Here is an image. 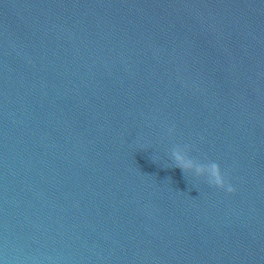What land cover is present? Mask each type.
<instances>
[{
    "label": "clouds",
    "instance_id": "9594fccd",
    "mask_svg": "<svg viewBox=\"0 0 264 264\" xmlns=\"http://www.w3.org/2000/svg\"><path fill=\"white\" fill-rule=\"evenodd\" d=\"M172 130L169 129V132ZM190 148L188 145H184ZM173 167L179 168L183 174L190 171L195 172L196 177L206 178L207 183L214 188L225 190L228 193H234L235 188L227 181L218 163L212 161L208 163H195L193 158L183 151L179 146L171 151Z\"/></svg>",
    "mask_w": 264,
    "mask_h": 264
}]
</instances>
